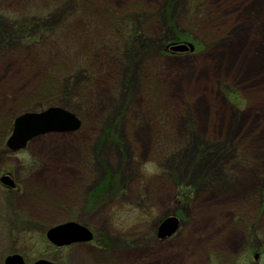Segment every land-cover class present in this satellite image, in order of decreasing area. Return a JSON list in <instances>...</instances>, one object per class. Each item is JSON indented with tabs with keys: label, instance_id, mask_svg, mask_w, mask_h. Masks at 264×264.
<instances>
[{
	"label": "rangeland",
	"instance_id": "374dc122",
	"mask_svg": "<svg viewBox=\"0 0 264 264\" xmlns=\"http://www.w3.org/2000/svg\"><path fill=\"white\" fill-rule=\"evenodd\" d=\"M48 107L79 126L11 151ZM6 176L0 264H264V0H0ZM68 221L95 238L50 244Z\"/></svg>",
	"mask_w": 264,
	"mask_h": 264
},
{
	"label": "water",
	"instance_id": "95a60500",
	"mask_svg": "<svg viewBox=\"0 0 264 264\" xmlns=\"http://www.w3.org/2000/svg\"><path fill=\"white\" fill-rule=\"evenodd\" d=\"M171 51H192L194 49L189 43H176L169 46ZM80 120L69 111L59 107H48L39 112H24L14 119L13 131L6 141L7 146L13 150L25 147L26 142L32 137L50 131H68L76 129ZM1 182L13 186L11 179L1 177ZM177 227V220L173 216L164 219L159 228L158 236L170 235ZM46 238L55 246L69 245L75 242H86L92 239L91 231L85 226L68 221L49 228L46 231ZM4 264H57L55 262L38 259L33 262H25L19 254L8 255L4 259Z\"/></svg>",
	"mask_w": 264,
	"mask_h": 264
},
{
	"label": "trees",
	"instance_id": "16d2710c",
	"mask_svg": "<svg viewBox=\"0 0 264 264\" xmlns=\"http://www.w3.org/2000/svg\"><path fill=\"white\" fill-rule=\"evenodd\" d=\"M166 46V45H165ZM104 191L103 187L101 186L99 189H98V192H102Z\"/></svg>",
	"mask_w": 264,
	"mask_h": 264
},
{
	"label": "flooded vegetation",
	"instance_id": "af4514ba",
	"mask_svg": "<svg viewBox=\"0 0 264 264\" xmlns=\"http://www.w3.org/2000/svg\"><path fill=\"white\" fill-rule=\"evenodd\" d=\"M156 235H157V234H156ZM94 238H95V237H94V235H93V239H94ZM157 238H158V236H157ZM93 239H92V240H93ZM158 239H159V238H158Z\"/></svg>",
	"mask_w": 264,
	"mask_h": 264
}]
</instances>
